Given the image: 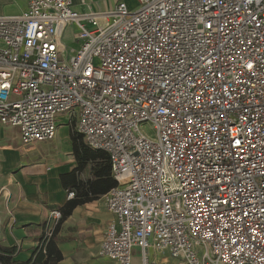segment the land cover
<instances>
[{
    "label": "built area",
    "instance_id": "obj_1",
    "mask_svg": "<svg viewBox=\"0 0 264 264\" xmlns=\"http://www.w3.org/2000/svg\"><path fill=\"white\" fill-rule=\"evenodd\" d=\"M26 1L0 8V124L22 147L54 140L64 115L108 155L98 257L264 264V0Z\"/></svg>",
    "mask_w": 264,
    "mask_h": 264
},
{
    "label": "crops",
    "instance_id": "obj_2",
    "mask_svg": "<svg viewBox=\"0 0 264 264\" xmlns=\"http://www.w3.org/2000/svg\"><path fill=\"white\" fill-rule=\"evenodd\" d=\"M79 12H109L120 0H70ZM134 6V0H123ZM26 0H0L5 14H18L26 9ZM57 134L67 131V117H59ZM62 133L60 139H70ZM56 134V136H57ZM32 143L20 145L18 129L0 124V242L17 247V259L28 261L41 237L43 226L50 211L57 210L62 217L56 226L55 240L61 253L58 264H115L98 257L97 249L106 222L112 219L103 206V194L90 197L83 203L70 206L69 191L61 177L74 174L75 180L94 181L91 163L79 168L73 148L62 140L65 159H40L54 153L56 143ZM60 148V147H59ZM34 158V159H30ZM160 264H174L167 254L148 253V260ZM132 264H142L140 252L133 253Z\"/></svg>",
    "mask_w": 264,
    "mask_h": 264
},
{
    "label": "trees",
    "instance_id": "obj_3",
    "mask_svg": "<svg viewBox=\"0 0 264 264\" xmlns=\"http://www.w3.org/2000/svg\"><path fill=\"white\" fill-rule=\"evenodd\" d=\"M74 159L78 162L79 168L91 163V172L94 181L75 180L74 174L61 177L63 185L68 190H76L74 199L69 202L70 206L86 202L97 194H103L115 186V181L110 176V162L108 155L102 150H94L88 147L76 131L70 133ZM56 228L51 237L42 240L39 238L31 258L28 261L17 259V247L5 246L0 242V264H58L61 260V253L55 240Z\"/></svg>",
    "mask_w": 264,
    "mask_h": 264
},
{
    "label": "rangeland",
    "instance_id": "obj_4",
    "mask_svg": "<svg viewBox=\"0 0 264 264\" xmlns=\"http://www.w3.org/2000/svg\"><path fill=\"white\" fill-rule=\"evenodd\" d=\"M63 40H64V42H66V43H69V42H71V40H72V35H71V30H68L67 32H66V34L64 35V37H63ZM64 131H66L65 130V128H64V130H62L59 134H57V136L55 137V141H53V143H56V146H54V153L52 154V155H50L49 157H42V158H40V159H65V156H66V154H65V152L61 149L62 147H61V145H62V140H65L68 144H69V147L72 145V142H71V140L70 139H67V138H64V139H60V138H58V137H61L62 136V133L64 132ZM74 131H76L75 130V122L74 121H72L70 124H69V127H68V130L66 131V135L67 134H69L70 135V133L71 132H74ZM84 142V141H83ZM24 146H26V145H24ZM60 147V148H59ZM72 147V146H71ZM73 156H74V154H73ZM30 159H34V158H30Z\"/></svg>",
    "mask_w": 264,
    "mask_h": 264
},
{
    "label": "snow or ice",
    "instance_id": "obj_5",
    "mask_svg": "<svg viewBox=\"0 0 264 264\" xmlns=\"http://www.w3.org/2000/svg\"><path fill=\"white\" fill-rule=\"evenodd\" d=\"M236 143H239V141H237Z\"/></svg>",
    "mask_w": 264,
    "mask_h": 264
},
{
    "label": "bare ground",
    "instance_id": "obj_6",
    "mask_svg": "<svg viewBox=\"0 0 264 264\" xmlns=\"http://www.w3.org/2000/svg\"><path fill=\"white\" fill-rule=\"evenodd\" d=\"M32 144V143H31ZM29 145V144H28Z\"/></svg>",
    "mask_w": 264,
    "mask_h": 264
}]
</instances>
